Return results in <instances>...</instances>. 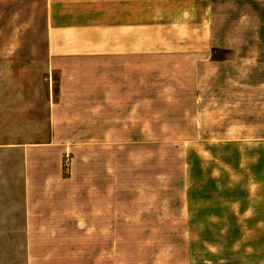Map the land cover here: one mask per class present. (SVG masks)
I'll list each match as a JSON object with an SVG mask.
<instances>
[{
    "label": "rangeland",
    "instance_id": "obj_1",
    "mask_svg": "<svg viewBox=\"0 0 264 264\" xmlns=\"http://www.w3.org/2000/svg\"><path fill=\"white\" fill-rule=\"evenodd\" d=\"M211 1L204 30L189 12L187 18L174 17L182 26L165 34L172 41L210 42L208 56L142 58L140 110L127 112L133 98L125 96L126 112L114 114L115 120L124 117L117 123L124 128L109 129L112 138L140 143L59 146L31 144L49 140L51 93L58 88L46 52L47 2L0 0V264L27 262L26 151L34 234L49 230L53 214L63 217L64 204H74L82 221L88 202L108 212L97 239L84 237L95 226L78 224L70 245L47 240L46 234L33 240L34 264H68L60 252L73 244L76 264H85V252L104 246L108 264H145L150 249L165 248L167 233L181 232L175 218L184 187L213 183L207 176L213 164L200 161L198 140L264 139V0ZM125 89L127 95L132 83ZM225 148L214 153L222 165L216 168L233 165ZM171 216L175 224L168 222Z\"/></svg>",
    "mask_w": 264,
    "mask_h": 264
},
{
    "label": "crops",
    "instance_id": "obj_2",
    "mask_svg": "<svg viewBox=\"0 0 264 264\" xmlns=\"http://www.w3.org/2000/svg\"><path fill=\"white\" fill-rule=\"evenodd\" d=\"M46 2V52L50 72L58 74V88L57 93H51L49 140L31 144L104 146L140 143L112 138L109 129L124 128L117 124L123 122L124 117L115 120L114 114L126 112L125 96L133 98L132 108L128 106L127 112L140 110L142 58L195 54L204 59L212 52L210 42L172 41L165 35L174 25L177 29L182 26V22L173 23L174 17L187 18L189 12H195L196 24L199 26L200 23L204 30L206 12H212L211 0ZM184 23L187 24V19ZM127 70L131 73H126ZM126 82L132 83L133 88L127 89V95ZM196 144L200 161L208 166L213 164L207 174L213 183L184 187L180 217L175 218L181 232L167 233L165 248L150 249L145 264H264V139L226 142L209 139L198 140ZM222 146L234 156L231 167L216 168L218 163L220 167L222 165L221 158L214 153ZM28 153H24L23 209L26 264H34L33 240L46 234L43 238L47 240H61L70 245L77 239L78 224L95 226L84 237L97 239L102 234L103 218H107L108 212L106 206L88 202L82 221L74 204H64L63 207L68 209L61 213L63 217L53 214L48 219L49 230L34 234L29 202L33 179L29 174L31 157ZM200 176L198 171V180ZM221 176H227L228 183L221 184ZM168 219L169 223L175 224L173 216ZM93 233L95 237H92ZM60 254L68 258V264H76L74 244L73 249ZM108 256L109 250L105 246L95 254L85 252V264H108L105 260Z\"/></svg>",
    "mask_w": 264,
    "mask_h": 264
}]
</instances>
